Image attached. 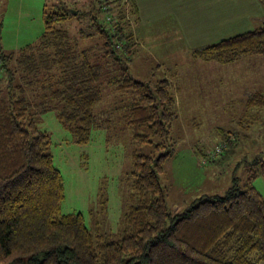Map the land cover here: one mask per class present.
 <instances>
[{
  "label": "trees",
  "instance_id": "obj_1",
  "mask_svg": "<svg viewBox=\"0 0 264 264\" xmlns=\"http://www.w3.org/2000/svg\"><path fill=\"white\" fill-rule=\"evenodd\" d=\"M107 12L116 14L110 28L100 18ZM82 17L85 27L71 35L65 25ZM137 17L133 0H98L84 12L45 6L38 40L17 52L0 48V264L264 262V197L252 184L235 183L224 195L199 197L181 213L170 207L159 176L172 152L166 138L178 117L175 89L167 78L152 85L130 74L131 22ZM195 56L225 64L254 56L264 64V26L197 50ZM106 85L127 98L104 117L96 105ZM243 100L260 116L264 91ZM49 111L77 144L88 143L102 127L112 140L116 111L134 143L162 138L155 144L158 155L133 154L129 200L117 233L94 232L82 212H62L63 176L50 152L51 136L40 127ZM233 141L230 135L212 157ZM256 156L249 163L254 165L249 183L257 174L264 177V159Z\"/></svg>",
  "mask_w": 264,
  "mask_h": 264
},
{
  "label": "rangeland",
  "instance_id": "obj_2",
  "mask_svg": "<svg viewBox=\"0 0 264 264\" xmlns=\"http://www.w3.org/2000/svg\"><path fill=\"white\" fill-rule=\"evenodd\" d=\"M57 4L84 12L98 6V0H0V48L5 53L17 52L38 40L45 29L44 7L52 8ZM100 18L111 27L106 13ZM84 19L70 21L65 27L71 35H77L79 28L86 25ZM131 58L129 72L137 80L155 85L161 78L172 77L168 66L157 64L139 48H135ZM248 62L224 67L227 68L226 80L221 77L222 82L216 85L215 75H211L215 72H202L204 77L190 78L184 70L190 65H179L182 79L173 76L174 81L181 80V102L176 106L178 117L166 138L167 148L172 152L159 177L167 189V200L174 213H181L199 197L224 195L235 183L241 188L252 184L264 197V177L257 174L249 183L248 174V170L254 168L249 163L256 155L264 159V108L259 116L257 108L249 110L243 103L246 92L264 89V77L259 80L255 77L258 75L253 76L252 71L257 66ZM192 86L204 88L207 96L202 99L210 105L195 108L183 103L194 91ZM218 91L226 94L221 103L214 96ZM121 98L126 100L127 97H122L113 86H104L96 111L105 117ZM112 115L115 121L112 140L108 141L109 133L102 127L92 132L91 140L86 144L73 141L70 131L62 126L54 111L46 112L40 118V127L51 136L50 152L64 180L62 212H82L86 224L94 232L119 231L130 195L128 173L132 169L133 154L161 153L155 144L162 142V138L155 137L153 143L138 145L132 139L131 129L119 123L120 112ZM251 118L255 121L248 123ZM230 135L234 141L213 158L216 147L228 141Z\"/></svg>",
  "mask_w": 264,
  "mask_h": 264
},
{
  "label": "crops",
  "instance_id": "obj_3",
  "mask_svg": "<svg viewBox=\"0 0 264 264\" xmlns=\"http://www.w3.org/2000/svg\"><path fill=\"white\" fill-rule=\"evenodd\" d=\"M136 5L138 17L131 22L133 54L135 48H139L141 53L150 55L157 64L168 66L172 77L166 78L174 85L176 105L181 102V80L174 81L173 76L182 79L179 65H190V68L184 67L190 78L204 77L202 72H215L211 74L215 75V85L221 83L222 79L226 80L227 68L224 67L229 64L195 56V52L223 39L264 26V0H137ZM242 59L236 63L241 65L249 61L250 64H256L253 76L258 75L255 77L259 80L264 77L262 58L252 56ZM182 77L188 78L186 75ZM191 88L194 91L184 99V104L195 108L210 105V102L202 99L207 96L203 87ZM255 91L246 92L244 97ZM223 95L226 94L220 91L214 94L220 103Z\"/></svg>",
  "mask_w": 264,
  "mask_h": 264
},
{
  "label": "built area",
  "instance_id": "obj_4",
  "mask_svg": "<svg viewBox=\"0 0 264 264\" xmlns=\"http://www.w3.org/2000/svg\"><path fill=\"white\" fill-rule=\"evenodd\" d=\"M105 10L107 9V7H105L104 8ZM115 18H116V14H114V13H110V12H107V20L109 21V22H112V21H114L115 20ZM220 147H218V149H217V151L216 152H218V151H220Z\"/></svg>",
  "mask_w": 264,
  "mask_h": 264
}]
</instances>
